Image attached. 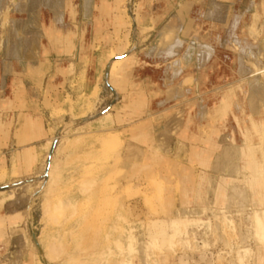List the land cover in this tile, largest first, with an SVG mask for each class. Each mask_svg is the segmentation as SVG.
I'll return each instance as SVG.
<instances>
[{
    "label": "rangeland",
    "instance_id": "1",
    "mask_svg": "<svg viewBox=\"0 0 264 264\" xmlns=\"http://www.w3.org/2000/svg\"><path fill=\"white\" fill-rule=\"evenodd\" d=\"M108 1L112 14L99 16L94 27L97 12L87 15L84 0H70L74 16L66 9L65 21L80 26L61 42L51 32L63 25L60 0H0V264H189L190 258L201 264L206 255L211 264H250V244L264 245V57L257 60L262 72L251 73L245 88L220 93V103L235 95L241 104L221 107L195 103L212 97L210 81L229 68L223 76L214 69L209 89L192 96L168 88L163 64L138 74L135 60L148 51L173 57L178 38L187 43L180 53L195 49L189 33L215 35L216 21L246 0ZM178 14L188 26L179 31L178 19L168 30ZM230 40L239 54L244 46ZM197 51L202 67L213 50L199 44ZM58 63L64 75L54 74ZM9 65L16 74L4 72ZM175 65L173 78L184 60ZM16 77L38 91L31 94L34 110L23 90L12 97ZM113 91L121 99L111 111L118 102ZM22 113L40 117L49 148L59 136L48 177L50 149L47 156V146L30 156L22 151L33 131ZM236 160L230 175H219ZM234 171L247 185H228Z\"/></svg>",
    "mask_w": 264,
    "mask_h": 264
},
{
    "label": "crops",
    "instance_id": "2",
    "mask_svg": "<svg viewBox=\"0 0 264 264\" xmlns=\"http://www.w3.org/2000/svg\"><path fill=\"white\" fill-rule=\"evenodd\" d=\"M241 1V0H240ZM114 1L109 2L108 0H84V8L86 9V13L87 15H89V13H91V11H93V13L97 12V15H93V21L92 22V26L96 27L97 25V21H98V17L99 16H103V15H110L112 14L111 12L114 10ZM257 0H246L244 3L239 2V9L236 11L231 12V9H229L227 16L225 17V20L223 18L222 21H216V25L219 27L217 29V33L215 35H212L210 37L209 34H206L207 38L204 39V37L202 36L201 39H199L198 37H196L195 35H197V33H189L186 32L185 34H188V39H189V44L188 46L191 45H196V48L191 50L189 48H187V50L185 52H182V49L184 48V46L187 44L185 43V41H182L180 38H178V40L182 43V45L180 46L179 50L177 51V54L174 55L173 57H166V59H162V58H158L155 55H151V53L148 52H144L143 55H136L135 52V57H136V64H138V69H137V73L140 74L141 72L139 71L140 68H145V66H153V67H157V64L160 66V64L163 66L162 69H160V72L163 73V75L165 74L166 77H164L163 81L164 82H169V86L168 88H172L174 90L177 89H181L183 91H189L188 95H192L195 96V92L196 91H204L209 89L208 86L206 85V80H208V76L209 74L214 73H220L221 76L225 75V67L229 70V74L225 77H218L216 78V82H214V84H212V82L210 81V85H212V91L215 90V92L212 93V97H208L206 96L203 99H199L200 101H198V103L196 102L195 104H199L200 106H204V107H208V106H215V107H221L222 105L225 104H230V105H240L241 104V98L240 97H234L231 99L230 101H225L224 103H220L221 101V96L220 93L223 92L227 87H235L237 84L242 85L245 88V84L247 83V78L252 75L251 73H258V72H262L261 69H259V66H257V60L259 61V57H264V21H256V17L258 15H260V17L262 16L264 19V2L261 1V3L257 4L256 3ZM60 11L63 13V25H57V28L54 27L51 29V32H53L54 34V38L56 41H61V42H66L69 41L68 38L70 36V34H74L75 35V28L78 26H80V22L78 21H73L72 25H70L69 23H67L65 21V10L67 9L69 16L73 17L74 16V11H73V5L70 4V0H60ZM238 4V3H237ZM243 4V5H242ZM257 5H259V8L261 6V13L257 14ZM217 6L219 7L220 5L217 4ZM221 6L223 7V5L221 4ZM50 9V8H49ZM260 11V10H259ZM212 13V14H211ZM259 13V12H258ZM201 15H206L207 17L213 16L214 13L208 11L207 13L204 11L200 12ZM179 15V14H178ZM177 17V16H176ZM175 17V18H176ZM180 17V18H179ZM178 18L173 19L174 21L180 19L181 20V27L179 28V31H184L185 26L188 24H186L185 21H183V15H179ZM236 19H238V21H234ZM53 20V18L51 19V21ZM143 22V21H141ZM156 24L160 23V21H153ZM236 22V23H235ZM54 23V21H53ZM170 24L172 23V21L169 22ZM91 24V23H90ZM180 24V21H179ZM193 25H199L197 24V22L195 23L194 21H192ZM204 24V22L202 23V25ZM214 22H211L210 25H215ZM235 24V28H234V35L233 38L231 37L230 39H232V41H234L233 43L235 45H238L239 47L242 45L244 46L241 50V52L239 51V54L236 53V51L233 50L232 47L229 46L230 43V39L227 35V30L229 29V27H233ZM135 25V23H134ZM190 25V24H189ZM209 25V23L207 24ZM96 29V28H95ZM58 30V31H57ZM200 30V29H199ZM251 31H256L258 34H252ZM107 36V35H106ZM185 36V35H184ZM182 36V37H184ZM227 37V38H226ZM186 38V37H185ZM184 39V38H183ZM195 43H194V42ZM201 41V42H200ZM225 41H228V43L224 44ZM197 43V44H196ZM248 44L249 46H245V44ZM206 45L208 47H211L213 50V55L210 58V60L205 63L204 66L199 67L198 63H197V55H198V51H197V47L198 45ZM258 45L260 47H258ZM226 48H230L232 49L231 53L229 54ZM146 53H148L149 55H146ZM207 53L210 54V52L207 50ZM225 59H228L230 61V63L232 64V66L227 65L226 61H223ZM247 58V61L245 60ZM174 60V62H170V60ZM179 59H183L184 60V68L182 73L173 78V70H175L177 68V66L175 65V62L178 61ZM223 63V66L221 64ZM260 63V62H259ZM168 64V65H167ZM57 67L55 68V73L54 74H61L64 75L66 72V68L65 67H61V65L58 63L56 64ZM12 66H7V74H16L17 72L15 71V69L11 68ZM215 69V71H214ZM145 71V70H144ZM172 72V73H171ZM238 75H237V74ZM248 73V75H247ZM241 75V76H239ZM257 76V75H256ZM256 76L252 77L254 79H256ZM5 78V76H4ZM252 78H249V80L251 81ZM192 82V85L190 87H184L182 86V83H184L185 81H189ZM4 81V80H3ZM1 84V88H3L4 84ZM236 82V83H235ZM249 82V81H248ZM235 83V84H233ZM3 85V86H2ZM166 87V86H164ZM110 88V86H109ZM17 90H23L26 94V99L24 100V102L26 103V105L28 107H31L32 110H34L33 106L36 105L37 103V97H36V93L31 96L32 91L35 90V92L38 93V91L34 88H26L23 81H21L20 78L16 77L14 78V80L12 81L11 84V95L12 97H16L13 95H16ZM238 90L235 89V94ZM113 94L116 97V100L118 101L120 98V95H118L115 91H113ZM207 94V93H206ZM204 93V95H206ZM187 95V96H188ZM208 95V94H207ZM186 96V97H187ZM209 98V99H208ZM4 102L7 101L9 104L12 103L11 99H4ZM120 101H118L116 104H114L111 108L112 109L116 108L119 105ZM166 102H164L165 104ZM206 109V108H205ZM205 111V110H204ZM108 114V113H107ZM106 114V115H107ZM22 116L23 118V122L22 123H26L29 127L32 128V132L30 134L29 139H27L25 142H23L24 146L22 147V151L25 152V154L27 153L29 156L33 155L31 154L32 152H34L35 154H37L40 150H42L45 146H47V151H46V156H47V152H48V144H47V139L44 137L46 136V131L43 128L42 124L40 123V117H38L35 114H19ZM197 116V114H196ZM19 117V116H18ZM223 135L220 136V138ZM238 141V144H241V138H237L235 137ZM33 156L30 158L32 159ZM239 164L240 161L236 160L235 162H232L229 165H221L222 166V171L219 173V175H227V173L230 175L229 171H230V166H235L236 164ZM225 166V167H224ZM235 169V168H234ZM238 169V167H237ZM227 173H226V172ZM231 177H233V181L228 183L229 186H234L237 187L239 186L240 188L243 187L244 185H247L245 182L243 183L241 180H237L239 179L237 173L234 171V173L231 175ZM251 192V191H250ZM250 197H251V193ZM249 196V195H248ZM204 197H202V201ZM252 198V197H251ZM245 201H249V198L246 197ZM204 205L202 204V207ZM249 250L251 252L250 255V260L249 263L250 264H264V245L261 244H250L249 246ZM210 257L208 255H206V258H204L201 261V264H211L210 263ZM189 261V259H187ZM197 260L196 258H190V262H188L189 264H197Z\"/></svg>",
    "mask_w": 264,
    "mask_h": 264
},
{
    "label": "bare ground",
    "instance_id": "3",
    "mask_svg": "<svg viewBox=\"0 0 264 264\" xmlns=\"http://www.w3.org/2000/svg\"><path fill=\"white\" fill-rule=\"evenodd\" d=\"M44 1V0H43ZM42 2V1H41ZM43 3V5H44V2H42ZM53 4V3H52ZM55 5V4H54ZM53 6V5H52ZM176 21V20H175ZM176 23H174V20L172 21V24H168V26H167V29L168 30H172V31H174V29H176V25H175ZM176 43H175V41H173L171 44H169V46L171 47H173L174 45H175ZM170 47H167V49L168 48H170ZM205 58H203V60L204 59H208V57H209V53H207L206 52V55L204 56ZM174 72H176V70H173V73ZM172 73V72H171ZM55 140V138H53V139H51V142H50V148L49 149H51V146H52V143H53V141ZM55 148H56V146H55ZM55 150V149H54ZM49 152H50V150H49ZM54 152V151H53ZM52 155H53V153H52ZM52 155L50 156V158H49V160L47 161V169H46V172H45V174H46V176L48 177L49 176V174H50V163H51V157H52ZM48 157H49V154H48Z\"/></svg>",
    "mask_w": 264,
    "mask_h": 264
},
{
    "label": "water",
    "instance_id": "4",
    "mask_svg": "<svg viewBox=\"0 0 264 264\" xmlns=\"http://www.w3.org/2000/svg\"><path fill=\"white\" fill-rule=\"evenodd\" d=\"M58 135L56 136V138H55V140L53 141V143H52V146H51V149H50V152H49V157H48V160H49V158H50V156L52 155V153H53V151H54V149H55V146H56V144H57V139H58Z\"/></svg>",
    "mask_w": 264,
    "mask_h": 264
}]
</instances>
